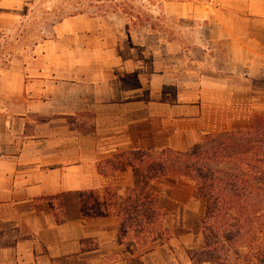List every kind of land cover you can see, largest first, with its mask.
<instances>
[{
    "label": "crops",
    "instance_id": "obj_1",
    "mask_svg": "<svg viewBox=\"0 0 264 264\" xmlns=\"http://www.w3.org/2000/svg\"><path fill=\"white\" fill-rule=\"evenodd\" d=\"M16 7L0 0L2 15ZM152 8L193 40L139 38L119 11L80 14L0 71V264H194L195 182L147 184L134 161L252 130L264 112V0ZM136 195L156 197L158 229L128 225Z\"/></svg>",
    "mask_w": 264,
    "mask_h": 264
},
{
    "label": "trees",
    "instance_id": "obj_2",
    "mask_svg": "<svg viewBox=\"0 0 264 264\" xmlns=\"http://www.w3.org/2000/svg\"><path fill=\"white\" fill-rule=\"evenodd\" d=\"M138 155L134 164L143 169L147 184L187 177L205 201L202 247L194 264L264 263V115L254 117L252 130L210 134L186 152ZM131 199L132 206L124 211L130 217L128 225L150 223L158 229L156 197Z\"/></svg>",
    "mask_w": 264,
    "mask_h": 264
},
{
    "label": "rangeland",
    "instance_id": "obj_3",
    "mask_svg": "<svg viewBox=\"0 0 264 264\" xmlns=\"http://www.w3.org/2000/svg\"><path fill=\"white\" fill-rule=\"evenodd\" d=\"M17 8L9 9V14L2 15L0 20V71L11 61H31L36 55L37 46L56 38L55 28L64 19L72 15H83L97 18L115 11L123 13L132 31L139 38L146 35V30L155 29L158 36L175 38L186 43L193 40V33L178 31L177 20H168L162 13H151L152 4L158 0H14ZM186 22V21H183ZM168 24L172 29L163 31ZM158 30V31H157ZM159 37V38H160ZM23 63V62H22ZM263 105H264V101ZM264 115V112H261ZM198 208L204 212L205 201L198 195Z\"/></svg>",
    "mask_w": 264,
    "mask_h": 264
}]
</instances>
